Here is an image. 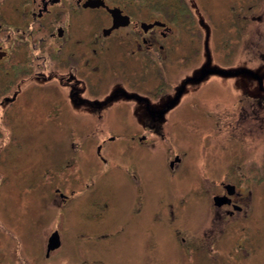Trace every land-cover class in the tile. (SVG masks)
I'll return each mask as SVG.
<instances>
[{"label":"flooded vegetation","instance_id":"af4514ba","mask_svg":"<svg viewBox=\"0 0 264 264\" xmlns=\"http://www.w3.org/2000/svg\"><path fill=\"white\" fill-rule=\"evenodd\" d=\"M1 1L0 78L4 81L0 84V169L6 174L0 171V183L8 184L13 174L9 173L13 153L22 147L16 129L26 113L61 118L65 124L69 121L70 145L81 128L76 120L110 119L114 123L116 119H128V124L116 128L117 135L106 134L96 140V156L106 164L114 138L128 136V142L136 140L146 146L148 136L162 133L166 120L181 106L202 96L206 78H229L238 86L236 95L215 102L223 110L213 120L218 131L227 134L235 147L240 146L242 158L228 161L232 174L216 182L211 206L197 232L181 229L175 223L178 212L172 207L155 212L153 219L171 232L172 241L187 259L184 264L190 259L193 264H250L254 237L264 229V206L260 212L254 207L260 190L264 198V70L249 63L255 59L264 64L261 35L246 36L243 51L247 62L224 68L233 74L209 72L199 78L201 69L219 66L211 62L210 52L204 47L199 66L187 71L184 67L190 56L178 49L177 41L186 31L195 33V24H205L203 15L207 12L201 0H13L6 14ZM249 16L252 22L259 20ZM175 57L182 64L173 69ZM174 72L178 79L173 81ZM24 106L40 108V112L24 111ZM180 160L178 153L170 157L171 172ZM61 161L52 159L42 169L43 176L50 174V197L59 212L71 203L75 188L65 189L58 178L64 167L79 164L78 149L64 163ZM63 177L71 183L80 182L79 177ZM83 186L88 190L87 183ZM214 195H219L217 204ZM42 222L33 224V231L40 232L35 244L29 237L11 239L12 229L2 222L7 227L0 237L7 239H0V264H62L71 257L68 247L78 249V245L67 244L61 222L50 228H44ZM90 230L93 233V228L85 231ZM227 232L228 243L222 244ZM100 236L108 234L97 233L95 239ZM88 239L94 241L92 236ZM101 261L109 264L108 260ZM96 263L100 262L94 258L79 261Z\"/></svg>","mask_w":264,"mask_h":264},{"label":"rangeland","instance_id":"374dc122","mask_svg":"<svg viewBox=\"0 0 264 264\" xmlns=\"http://www.w3.org/2000/svg\"><path fill=\"white\" fill-rule=\"evenodd\" d=\"M12 2L1 1L4 14ZM201 3L207 12L205 16L201 13L205 24H195V33L186 31L177 41L178 49L190 56L184 69L190 71L199 66L204 47L210 52L211 62L219 67L232 68L246 63L248 56L243 51L246 36L257 37L259 33L261 44L264 41V0H201ZM248 15L259 20L252 22ZM240 16H244L242 20ZM256 61L249 63L255 68L261 65L259 70H264V64ZM181 64V59L175 57L173 69ZM177 74L174 72L171 80H177ZM217 77L206 78L202 82L206 88L202 89V96L190 100L189 105L181 106L179 112L166 120L167 129L164 126L161 131L167 134L162 135L159 130L152 133L146 146H140L136 140L128 142V136L114 138L111 144L115 145L110 155L106 154L109 160L106 164L96 156V140L106 134L117 135L116 128L121 127L119 124H128V119H116L114 123L110 119L76 120L81 128L70 145L69 121L65 124L61 118L47 119L38 113H26L16 129L22 147L13 153V167L9 172L10 176L13 174L8 184L0 183V233L8 225L9 230L12 229L11 239L29 237L35 244L40 232L33 231V224L43 221L44 228H50L61 222L67 244L78 245V249L68 247L71 257L62 264H79L83 257L97 259L100 263L96 264H103L101 260H108L109 264L187 263L172 241L171 232L162 222L156 223L153 214L163 207H172L178 212L175 223L190 234L197 232L211 206V191L216 189V182L232 174L228 161L242 158L240 146L235 147L227 134L218 131L213 120L223 110L215 102L234 97L238 86L228 81L229 78ZM2 80L1 77L0 84ZM23 110L40 112V108L34 106H24ZM75 148L81 161L73 163L71 168L64 167L58 178L64 182L65 189L75 188L74 196L59 212L50 197V174L43 176L42 169L48 167L52 159L64 163ZM174 153H178L181 160L171 172L168 160ZM63 175L79 177L81 183H71ZM83 182L88 184V190H84ZM258 193L254 204L256 212L264 206L263 193L261 190ZM104 201L106 208L102 211ZM91 228L93 233L85 231ZM105 231L108 237L95 239L97 233ZM228 233L222 244L228 243ZM91 236L94 241L90 242ZM0 239L7 238L3 235ZM254 242L250 264H264V229L254 237ZM189 261L188 264H193L191 259Z\"/></svg>","mask_w":264,"mask_h":264},{"label":"water","instance_id":"95a60500","mask_svg":"<svg viewBox=\"0 0 264 264\" xmlns=\"http://www.w3.org/2000/svg\"><path fill=\"white\" fill-rule=\"evenodd\" d=\"M220 73L223 75H230L233 74L234 71L230 70V69H224V68H220V67H214V68H203L201 69V74L199 76V78H202L206 73ZM219 199V195H214L213 200L215 202V204H217V200Z\"/></svg>","mask_w":264,"mask_h":264}]
</instances>
